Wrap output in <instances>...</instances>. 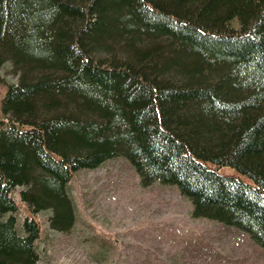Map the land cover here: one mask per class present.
Wrapping results in <instances>:
<instances>
[{"label":"trees","instance_id":"1","mask_svg":"<svg viewBox=\"0 0 264 264\" xmlns=\"http://www.w3.org/2000/svg\"><path fill=\"white\" fill-rule=\"evenodd\" d=\"M5 63L0 264L37 261L13 193L68 232L73 173L118 157L264 251V0H0Z\"/></svg>","mask_w":264,"mask_h":264},{"label":"rangeland","instance_id":"2","mask_svg":"<svg viewBox=\"0 0 264 264\" xmlns=\"http://www.w3.org/2000/svg\"><path fill=\"white\" fill-rule=\"evenodd\" d=\"M0 78L17 81L9 63L0 66ZM5 92L0 83V101ZM218 173L239 176L231 168ZM67 190L75 206L68 232L51 229L50 211L32 215L16 192L12 195L18 230L26 216L40 226L35 264H264V251L247 234L193 218L191 203L174 186H141L124 158L76 171Z\"/></svg>","mask_w":264,"mask_h":264}]
</instances>
